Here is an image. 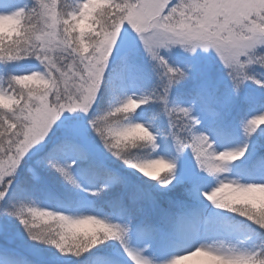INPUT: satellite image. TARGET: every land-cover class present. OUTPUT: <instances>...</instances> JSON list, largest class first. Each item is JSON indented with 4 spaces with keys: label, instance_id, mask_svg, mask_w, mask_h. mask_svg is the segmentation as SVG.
Listing matches in <instances>:
<instances>
[{
    "label": "snow or ice",
    "instance_id": "obj_1",
    "mask_svg": "<svg viewBox=\"0 0 264 264\" xmlns=\"http://www.w3.org/2000/svg\"><path fill=\"white\" fill-rule=\"evenodd\" d=\"M0 264H264V0H0Z\"/></svg>",
    "mask_w": 264,
    "mask_h": 264
}]
</instances>
